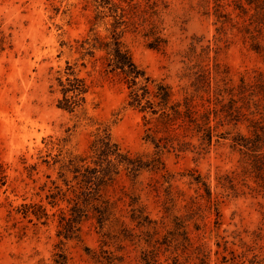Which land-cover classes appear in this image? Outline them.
<instances>
[{"label":"rangeland","instance_id":"1","mask_svg":"<svg viewBox=\"0 0 264 264\" xmlns=\"http://www.w3.org/2000/svg\"><path fill=\"white\" fill-rule=\"evenodd\" d=\"M164 2L166 7L161 5L155 18L160 37L166 41L159 49L150 47L153 38L143 35L147 25L137 31L128 27L122 34L135 64L151 77L163 79L177 90L182 83L179 75L187 65L196 63L185 57L194 41L212 47L210 57L215 56L228 69L233 81L253 70L264 73V60L248 49L235 29L230 31L227 26L225 33L217 32L220 24L216 23L211 1ZM227 10L231 11V7ZM112 22L108 10L97 9L91 0H0V264H54V255L60 248L67 255L68 264H104L91 259L86 248L96 253L113 252L124 257L123 264H136L140 252L148 246L146 233L141 232L145 229L129 223L127 202L131 195L140 198L150 218L159 221L164 216V225H158L159 234L155 237L172 230L171 219L164 213L170 203L165 191L168 183L162 175L143 171L133 183L121 171L102 194L116 202L117 216L121 215L134 228L136 236L131 241L116 239L117 227L107 224L104 231L111 237L109 244L102 246V232L91 216L82 222L79 239L60 245L56 235L58 209L66 208L67 203L52 208L46 195L49 189L56 191L53 180L62 191L66 189L57 179L58 165H51V157L59 150L65 159L87 155L94 135L108 129L123 152L146 158L153 154V147L142 139V114L125 105L128 90L122 77L104 72L103 52H97L92 59L81 57L80 42L94 35L108 39ZM67 63L89 86L85 103L73 113L57 107L61 94L55 78ZM220 130L235 131L231 126ZM239 130L246 131L243 126ZM230 138L212 145L203 155H161L165 170L172 177V194L177 201L174 214H186L183 206L195 196L193 177L200 175L214 193H219L222 188L218 177L240 172L241 156L230 148ZM33 165L35 170L30 169ZM247 184L255 187L252 180H247ZM237 188V194L229 190L228 196L221 198L217 224L214 213L209 212L197 220L199 230H195L192 221L187 222L189 237L194 246H202L208 256L207 264H228L223 257L228 258L229 251H241L239 238L251 243L250 233L262 226L264 197L240 183ZM35 203L46 208L49 217L45 222L36 221L32 215V222L20 214L8 217L12 208ZM236 233L240 236L234 238ZM258 245L260 257L264 258V239ZM168 256L169 252H160L158 263L169 264ZM185 264H198V260L192 256Z\"/></svg>","mask_w":264,"mask_h":264},{"label":"trees","instance_id":"2","mask_svg":"<svg viewBox=\"0 0 264 264\" xmlns=\"http://www.w3.org/2000/svg\"><path fill=\"white\" fill-rule=\"evenodd\" d=\"M91 1L97 9L106 8L113 22L108 39L94 35L91 39L85 38L80 42L81 57L92 59L97 52H103L101 59L104 62V72L122 77L128 90L125 105L142 114V139L154 150L148 158L131 156L122 151L108 129H103L98 131L90 142L89 154L65 159L61 157L59 150L56 156L51 157V165H58L57 179L66 187L62 191L53 180L51 183L56 191L49 189L46 195L52 208L58 207L64 201L67 203L66 208L58 209L56 235L60 239L59 244L79 239L81 224L90 216L96 220L99 233L102 232V246L109 244L111 235L104 231L108 225L117 227L116 239L131 241L136 236L134 228H130L121 215L117 216L116 202L105 198L102 191L121 171H124L133 183L143 171H148L160 173L164 182L168 183L165 191L170 207L166 205L164 213L171 219L172 230H168L161 237H155L159 234L158 225H164V216L159 221L150 218L146 207L140 203V198L131 195L127 202L130 208L129 223L134 224L136 228L145 229L141 232L146 233L145 243L149 248L140 252L136 264H161L158 263L160 252L170 253L166 259L170 260L169 264H185L192 256L198 260V264H207L208 256L202 246H194L189 237L187 222L192 221L195 230H199L197 220L203 217L204 212H209L214 213V223L217 224L221 198L228 196L229 190L237 194L239 183L264 197V73L253 70L241 74L238 81H233L229 77L228 69L222 67L215 56L210 57L212 47L203 46L201 41H194L190 43L185 57L189 62L195 59L196 63L184 68L179 75V81L182 83H179L178 89L175 90L165 80L151 77L136 65L122 41V34L128 27L137 31L139 27L147 25V31L143 35L153 38L149 46L159 49L162 43L165 44L166 41L160 37L155 20L159 7H166L164 0ZM201 1L205 4L212 2L213 15L216 23L220 24L217 32L225 33L227 26L230 31L235 29L241 35L242 42L248 45V49L264 60V0ZM228 7H231V11L227 10ZM197 48L200 49L199 53ZM55 79L61 94L57 107L70 113L82 107L89 86L83 78L77 76L74 67L67 63L64 71ZM225 126H231L235 131H221L220 128ZM241 126L245 128V133L239 130ZM229 136L230 148L241 156L240 172L232 171L219 176L218 184L222 188L219 193H214L200 175L193 177L196 185L195 196L190 197L183 206L186 214H174L177 201L172 194V177L165 170L161 155L164 152L174 153L176 156L187 152L203 155L212 145ZM43 162L50 164V161ZM35 167L30 166V169L35 170ZM247 180H252L255 187H250ZM12 213L22 215L29 222L33 221L30 215L36 221L44 219L42 223L49 217L46 208L36 203L14 207L8 211V217ZM263 226L264 213L262 226L250 233L252 242L247 243L239 238L241 251H229L230 256L223 257L224 262L244 264L247 261L249 264H264V258L259 254L261 247L258 245V241L264 239ZM239 236L240 233L234 234V238ZM225 244L226 241L223 240L222 245L226 251ZM217 246L219 247L220 243H217ZM122 248L118 247V250ZM85 250L96 262H124L122 255L116 256L113 252L96 253L88 248ZM54 256V264H68L67 255L61 248Z\"/></svg>","mask_w":264,"mask_h":264}]
</instances>
